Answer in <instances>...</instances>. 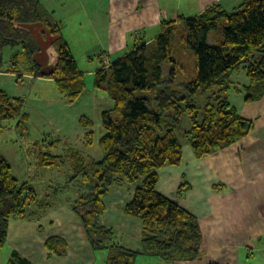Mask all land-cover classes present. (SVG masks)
I'll list each match as a JSON object with an SVG mask.
<instances>
[{"label":"trees","instance_id":"obj_1","mask_svg":"<svg viewBox=\"0 0 264 264\" xmlns=\"http://www.w3.org/2000/svg\"><path fill=\"white\" fill-rule=\"evenodd\" d=\"M37 23L52 37L57 53L49 72L34 59L38 41L26 28ZM61 31L60 23L39 0H0V68L4 52H8L5 71L18 77L27 74L51 79L60 97L72 103L84 91L85 81ZM177 42L181 49L185 44L191 50L193 70L174 60ZM102 55L103 64L95 71L93 85L113 103L100 115L103 133L98 145L102 156L86 160L77 152L70 155L72 172L65 185H72L75 197L68 200L69 208L81 221L90 247L109 252L106 264H135L140 255L158 257L167 264L199 259L203 255V235L198 220L157 191L158 170L180 163L184 141L201 159L251 132L253 121L239 114L228 92L233 72L243 71L248 78L243 85L244 102L264 97V0H244L231 11L213 3L197 15L181 17L180 24L163 20L153 41L137 44L112 62L105 63ZM164 62L171 64L169 82L159 88ZM178 82L182 93L176 89ZM24 108V97H12L0 88V130L16 120V126L25 134L28 118ZM184 115L190 122L187 129L181 127ZM79 124L86 143L91 144L93 122L81 117ZM47 140L44 137L32 145L37 163L45 169L60 168L64 158L50 152L56 142ZM132 184H136L132 199L122 210L140 222L138 250L116 243L114 230L101 223L103 197L113 188ZM189 187L182 183L177 195L183 197ZM48 197L46 194L40 198L28 182L20 181L0 153V249L6 245L10 219L42 215ZM56 199L61 200L59 196ZM45 245L56 254L66 252V242L57 236L47 238ZM7 264L31 263L12 251Z\"/></svg>","mask_w":264,"mask_h":264},{"label":"crops","instance_id":"obj_2","mask_svg":"<svg viewBox=\"0 0 264 264\" xmlns=\"http://www.w3.org/2000/svg\"><path fill=\"white\" fill-rule=\"evenodd\" d=\"M39 1L60 23L62 35L83 71L85 81L84 91L72 103L62 98L61 101H46L40 107L29 105V110L25 105L28 118L25 132L29 133L28 129L33 125L39 131L37 140L47 136L49 143L59 144L62 138L72 140L78 136L81 117L94 124L103 110L111 108L102 103L103 95L96 97L97 92L92 86L95 71L103 64L99 55L104 54L106 60L112 62L137 44L153 41L161 31L163 20L180 24L181 17L197 15L213 3H220L226 11H231L244 0ZM26 28L38 41L39 49L34 59L49 72L57 59L52 37L40 23ZM5 55L6 60L0 68V88L10 96H22L16 85L28 80L31 85L52 83L48 78L27 74L18 77L5 71L10 54L4 52ZM1 78L8 79L12 89L2 85ZM234 107L242 117L253 121L249 135L201 159L194 156L190 145L184 141L180 163L158 170L157 191L196 216L203 235L201 258L178 260L173 264H208L212 261L264 264V97L250 103L242 98ZM184 182L190 187L183 197H179L177 189ZM135 186L113 188L103 197L105 211L101 223L114 230L116 243L138 250L141 246L140 222L122 210L132 199ZM47 200L48 205L44 204L46 213L33 218L10 219L7 242L1 249L7 256L6 264L12 251L31 264H106L109 252L94 251L90 247L81 221L69 208L70 199L61 202L62 199L53 201L48 197ZM51 236L66 242L65 253L56 254L46 248L45 242ZM135 264L167 263L158 257L140 255Z\"/></svg>","mask_w":264,"mask_h":264},{"label":"rangeland","instance_id":"obj_3","mask_svg":"<svg viewBox=\"0 0 264 264\" xmlns=\"http://www.w3.org/2000/svg\"><path fill=\"white\" fill-rule=\"evenodd\" d=\"M212 36L213 34L211 33L209 35V40L212 39ZM176 44L178 49H176V47L173 49L174 60L177 62L181 61L183 65L193 70L194 63L191 50L188 49L185 44L184 50L180 48V43L177 42ZM5 60L6 55L4 56V62ZM170 67L171 64L169 62H164V77L159 88H165L168 85L169 77L167 73ZM231 78L233 82L228 92V99L232 105L238 106V103L245 95V92H243V85L248 78L243 71H234ZM7 80L8 79L1 78V83L2 85L10 87ZM30 83L31 82L28 80L23 84L16 85V89L22 91V97L25 98V105L27 104L28 110L29 105L31 107H40L41 105H44L46 101L63 100L55 89L53 82L48 84L37 82L35 85H31ZM92 86L94 85L92 84ZM175 86H177L176 89L179 93L183 92V87H181L179 82L177 85L175 84ZM10 89L12 88L10 87ZM94 90L97 92L96 97H100L101 95L104 96L105 100H102L103 104L112 106V101L107 97L103 90L97 88ZM96 97L93 100H95ZM196 99L200 100L199 97ZM97 103L98 105L100 104L99 101H96V104ZM15 125L16 120H12L8 122V127L0 130V153H2L11 165L14 175L20 181L28 182L35 189L40 198L46 197V194H48L53 201L58 196L62 199L61 202H66L68 199L74 198L75 190L71 187L72 185L68 184L70 188H67V185H65L72 172L71 159L69 157L73 152H77L85 158L92 157L95 160L101 158L102 151L98 145V139L103 133V129L100 117L94 121V137L91 144L86 143L84 130L78 125L77 137L72 140L62 138L59 144L55 143L54 146L50 147V152L52 154H61L64 158V163L60 168L45 169L40 167L37 163L38 160L32 146L37 140L36 137L39 131L34 129L32 125V128L30 127V129H28L29 133L25 132V134H23L20 129H17L19 127H15ZM189 126V118L187 115H184L182 117L181 127L182 129H187ZM42 137H40V139ZM44 137L47 138L46 136ZM48 141L49 140H47V142ZM58 188L59 192L56 194ZM39 213H42V211H39ZM44 213H46V211ZM58 217H62V215H59ZM6 257L4 249H0V264H6ZM262 259L264 260V257Z\"/></svg>","mask_w":264,"mask_h":264},{"label":"bare ground","instance_id":"obj_4","mask_svg":"<svg viewBox=\"0 0 264 264\" xmlns=\"http://www.w3.org/2000/svg\"><path fill=\"white\" fill-rule=\"evenodd\" d=\"M134 41V40H133ZM176 132V131H175ZM177 134V133H176ZM179 138V137H178ZM179 140H180V138H179ZM181 142H182V140H181ZM52 143V142H51ZM183 143V142H182ZM48 144V143H47ZM182 145V144H181ZM61 155V154H60ZM172 165V164H171ZM57 167V166H56ZM187 183V182H186ZM180 184H182V183H180ZM178 190V189H177ZM167 197V196H166ZM174 201V200H173ZM179 205V204H178ZM204 249V248H203ZM204 253V252H203Z\"/></svg>","mask_w":264,"mask_h":264},{"label":"built area","instance_id":"obj_5","mask_svg":"<svg viewBox=\"0 0 264 264\" xmlns=\"http://www.w3.org/2000/svg\"><path fill=\"white\" fill-rule=\"evenodd\" d=\"M102 58H105V56L104 55H102ZM107 62V60H106V58H105V63Z\"/></svg>","mask_w":264,"mask_h":264},{"label":"water","instance_id":"obj_6","mask_svg":"<svg viewBox=\"0 0 264 264\" xmlns=\"http://www.w3.org/2000/svg\"><path fill=\"white\" fill-rule=\"evenodd\" d=\"M1 58H2V53H0V60H1Z\"/></svg>","mask_w":264,"mask_h":264}]
</instances>
